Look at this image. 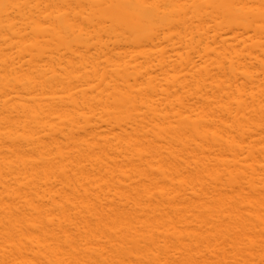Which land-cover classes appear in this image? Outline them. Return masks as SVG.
<instances>
[{
	"label": "bare ground",
	"instance_id": "1",
	"mask_svg": "<svg viewBox=\"0 0 264 264\" xmlns=\"http://www.w3.org/2000/svg\"><path fill=\"white\" fill-rule=\"evenodd\" d=\"M0 264H264V0H0Z\"/></svg>",
	"mask_w": 264,
	"mask_h": 264
}]
</instances>
